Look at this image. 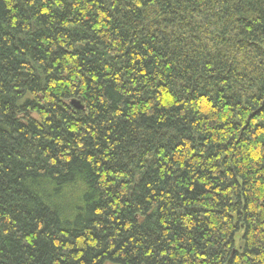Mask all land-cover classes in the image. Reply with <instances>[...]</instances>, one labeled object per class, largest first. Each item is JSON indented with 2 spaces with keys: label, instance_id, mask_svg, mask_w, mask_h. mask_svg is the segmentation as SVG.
<instances>
[{
  "label": "trees",
  "instance_id": "trees-1",
  "mask_svg": "<svg viewBox=\"0 0 264 264\" xmlns=\"http://www.w3.org/2000/svg\"><path fill=\"white\" fill-rule=\"evenodd\" d=\"M0 264H264V0H0Z\"/></svg>",
  "mask_w": 264,
  "mask_h": 264
},
{
  "label": "water",
  "instance_id": "water-1",
  "mask_svg": "<svg viewBox=\"0 0 264 264\" xmlns=\"http://www.w3.org/2000/svg\"><path fill=\"white\" fill-rule=\"evenodd\" d=\"M70 103H71L74 107H77V108L81 107L80 103H79L78 101H76V100H72Z\"/></svg>",
  "mask_w": 264,
  "mask_h": 264
}]
</instances>
